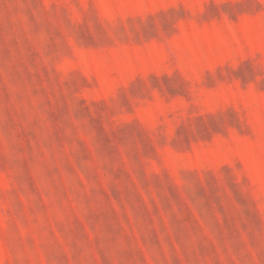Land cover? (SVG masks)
Returning a JSON list of instances; mask_svg holds the SVG:
<instances>
[{
	"label": "rangeland",
	"instance_id": "rangeland-1",
	"mask_svg": "<svg viewBox=\"0 0 264 264\" xmlns=\"http://www.w3.org/2000/svg\"><path fill=\"white\" fill-rule=\"evenodd\" d=\"M0 264H264V0H0Z\"/></svg>",
	"mask_w": 264,
	"mask_h": 264
}]
</instances>
